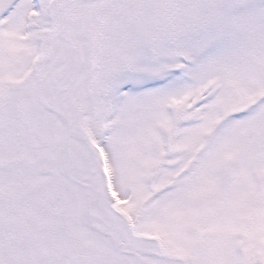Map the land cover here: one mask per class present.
<instances>
[{"label":"snow or ice","instance_id":"6c2138e0","mask_svg":"<svg viewBox=\"0 0 264 264\" xmlns=\"http://www.w3.org/2000/svg\"><path fill=\"white\" fill-rule=\"evenodd\" d=\"M0 264H264V0H0Z\"/></svg>","mask_w":264,"mask_h":264}]
</instances>
